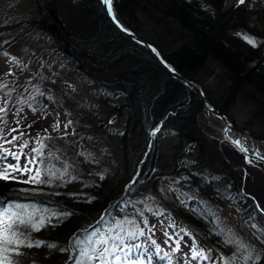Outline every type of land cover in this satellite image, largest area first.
Returning a JSON list of instances; mask_svg holds the SVG:
<instances>
[{
    "label": "rangeland",
    "instance_id": "obj_1",
    "mask_svg": "<svg viewBox=\"0 0 264 264\" xmlns=\"http://www.w3.org/2000/svg\"><path fill=\"white\" fill-rule=\"evenodd\" d=\"M224 1L229 15L239 6L251 7L244 17L249 29L243 35L245 40L253 41L252 44L258 47L264 39V0H244L242 4L238 0ZM112 2L115 9L123 0ZM49 9L59 17L57 22L51 16V30L39 22ZM96 15L97 8L78 0H0V83L7 85L0 88V99L8 101L7 123L0 128L6 135L11 129H17L7 135V139L23 133L22 139L29 141L25 153L37 146V140H43L45 156L49 152L55 153L70 165L62 180L43 183L48 190L57 185H67L70 189L74 186L77 189L105 187L112 197L122 191L123 195L129 185L127 190L132 193L124 207L118 208L115 215L98 229L106 230L113 218L133 221L131 225L125 224V229H144V236L135 243L149 249L156 264L169 262L163 253H169L174 264H185L184 254L190 259L196 234L202 240L201 244L197 243L199 247L214 251L215 264H220L217 258L221 255L227 258L236 254L234 246L225 244L223 249L216 239L209 237L208 231L219 235L221 241L224 239L218 231V223L231 229L235 237L252 250L253 258L246 262L240 259L239 264H256L255 258L260 260L259 264H264V259L260 258L264 254V164L252 160L249 163V159L232 144L219 143L213 136H220L222 124L200 110L197 123L201 130L185 133L182 122L174 120L170 123L164 119L160 132L153 134L162 117L173 115L166 108L167 96L158 89H149L148 82H140L139 85L147 83L140 87L142 92L128 85L130 96L122 95L117 82L124 70L132 69L129 64L100 69L96 73L83 71L79 63L84 61L78 53L72 52L68 56L58 48L55 34L60 31L71 43L69 35H77L76 40H89L98 35ZM157 17L140 14L131 22L139 27L144 38L161 42L162 39L156 37L159 30ZM256 64L252 62L249 66ZM205 67L191 79L203 87L213 104L238 128L264 139L263 95L249 85L242 90L237 88L212 61ZM212 68H215L214 74H211ZM153 84L161 87V81ZM9 92L10 95H6ZM140 96L144 102L135 110L130 108V102ZM21 98H28L36 110L27 104H18ZM229 98H233L232 102ZM18 108L23 110L16 115ZM69 120L72 124L65 130L64 125ZM57 121L58 129L53 127ZM30 122L35 125L32 130L21 129ZM65 131L69 135L64 136ZM47 136L51 139H43ZM261 150L264 151V147ZM152 151L156 152V159L150 169L144 170L143 163L142 169L138 170L140 156L144 154L146 160ZM14 162L9 158L8 163ZM52 163L58 169L63 167L55 160ZM20 164L23 167V157ZM104 180L109 183L108 188ZM31 202L39 204L35 206L37 208L46 209L44 215L56 213L42 207L45 203L41 199ZM189 212L195 216L193 221L187 218L191 216ZM173 224L175 227H171ZM177 239L181 250L173 252ZM157 247L161 249L160 255L155 254ZM141 259L146 260V257ZM191 264L205 262L193 261Z\"/></svg>",
    "mask_w": 264,
    "mask_h": 264
},
{
    "label": "trees",
    "instance_id": "obj_2",
    "mask_svg": "<svg viewBox=\"0 0 264 264\" xmlns=\"http://www.w3.org/2000/svg\"><path fill=\"white\" fill-rule=\"evenodd\" d=\"M78 2L91 4L98 9V15L95 16L98 24V35L89 40L78 38L76 40L77 35H69L72 40L71 43L62 37L60 31L55 34L58 48L67 53L68 56L73 54L72 52L78 53L80 60L84 61L82 64L79 63L83 71L96 73L100 69L108 70L119 65L122 66V64H129L132 69L124 70V74L120 76V83L117 82L122 88V95L130 96L131 92L127 87L128 85L140 89V87L143 88L147 85V83L139 85L140 82H148L149 89L150 87L158 89L163 96H167L166 108L173 112V115H165L161 120L168 119L166 122L170 123L179 120L185 125V133L198 130L195 117L200 110L201 102L195 94L156 64L144 47L119 32L106 17L100 0H78ZM250 9L251 7L247 8L244 5L239 6L229 15L224 0H123V3H119L114 11L121 21L143 37L142 32L138 30L139 27L134 25L131 20L133 21L134 17L140 14L155 19L159 15L157 17L159 30L156 37L162 41L146 39L155 44L177 70L187 77L193 78L201 69L206 68L205 66L209 61H212L219 68H222L237 88L242 90L244 86L249 85L262 94L264 103V39L257 47L245 40L243 35V32L249 29L244 17ZM50 18L51 14L47 11L42 15L39 22L44 28L51 30ZM84 41L86 42L82 43ZM163 48H167V50ZM252 62H257V64L250 67ZM214 72L215 68H212L211 74ZM155 81H161L160 88L153 84ZM168 88L170 91H167ZM228 100L232 102L233 98ZM141 102H144L142 96L133 103L130 102V108L132 106L135 110ZM161 120L156 124L160 123ZM34 127L35 125L30 122L21 129L28 131ZM155 153L153 151L149 153L146 160L143 159L145 155L141 153L142 157L140 156L138 162L139 164L144 163V170L150 169L152 166L154 159H156ZM25 177L27 176L18 174L17 180H0V195L5 196L8 192L41 195L57 203L54 205L45 203V205L39 202L42 207L56 211L57 214L71 212L73 215L55 216L51 221H46V226L39 231L29 229L31 231L29 232L22 229L28 231L33 239L55 243L58 247L49 248L47 245L31 248L22 247L20 251L23 255L13 256V259L18 260L19 264H74L76 256L71 250L72 242L78 238L86 239L92 230H97L100 225L108 222V219L115 215L118 208L124 207V203L132 193V191L127 190L123 195L122 191L111 197L105 187L101 189L95 187L77 189L74 185L72 189L68 188L67 185H57L48 190L44 184L23 183L22 181L27 179ZM108 184L104 180V185L107 188L109 187ZM205 184L211 187L209 184ZM94 191H98V193H94ZM11 201L39 206L36 202L20 198H14ZM181 212L185 211L181 210ZM189 213L191 216L188 215L187 218L193 221L195 216L191 212ZM102 217L103 219H101ZM98 221L100 222L98 223ZM197 223L199 222L197 221ZM208 235L210 238L212 236V240L216 239L222 248L226 247L223 240L221 241L220 236L215 232L208 231ZM193 239L196 243L200 242L201 244L202 242L197 234ZM60 248L69 250L61 251ZM211 256L213 261L215 253L212 250ZM142 257L145 256L140 258ZM260 258L263 260L264 254ZM172 261L174 262L173 258ZM173 262L172 264H174ZM254 262L259 264L260 260L255 258ZM150 263L156 264L152 259ZM208 264H212V262H208Z\"/></svg>",
    "mask_w": 264,
    "mask_h": 264
},
{
    "label": "snow or ice",
    "instance_id": "obj_3",
    "mask_svg": "<svg viewBox=\"0 0 264 264\" xmlns=\"http://www.w3.org/2000/svg\"><path fill=\"white\" fill-rule=\"evenodd\" d=\"M103 4L107 7L108 12L112 15L113 20H116L115 13L112 8V0H102ZM240 4L244 3V0H238ZM119 25V21H116ZM122 27V26H121ZM127 31V29H124ZM254 43L253 41H249ZM7 55V53H5ZM7 85L0 83V88H6ZM6 95H10L6 93ZM43 95V93H41ZM31 99H35L32 97ZM18 104H27L33 111L36 109L28 98H21L17 101ZM8 101L6 99H0V125L6 124L5 119L8 113ZM22 108H18L16 115L22 111ZM19 123V122H17ZM72 124L69 120L64 128L67 130L68 126ZM54 128L60 127L59 122L53 125ZM17 129L13 128L7 135H11L12 132H16ZM158 131V130H157ZM7 135L4 133L3 128H0V180L7 181L17 180L18 175H27V179L22 181L23 183H51L53 179H63L64 175L69 172L70 165L66 161H61L59 156L55 153L49 152L45 156L44 149L45 144L43 140H37L36 145L31 148V151L25 153L24 149L28 146L29 141L23 140V133L18 136L13 135L11 139H7ZM68 133L65 131L64 136ZM45 140H50L51 137H44ZM21 140L20 144L16 142ZM236 145H240L241 141H233ZM6 145L12 146L7 147ZM241 151L247 154L246 148H241ZM24 158L23 167H21V158ZM11 158L14 163H8ZM264 159V157H260ZM55 160L56 163L62 164V168H57L56 164L52 163ZM251 163V160H248ZM259 207V205H257ZM149 211L152 209L149 208ZM46 209L37 208L32 204L16 203L7 199H0V264H19V261L13 259V256L19 257L23 255L20 251L22 247H40L47 245L49 248H57L55 243H49L47 241L33 239L26 229L33 231H39L46 226V221H51L54 216L60 215H73L71 212L63 213H50L44 215ZM143 215V213H141ZM103 219V217L101 218ZM100 221H98L99 223ZM133 221L128 219L113 220L109 223L106 230H94L87 235L86 239H76L72 242V251L75 253L74 264H146L145 259H141V256H145L148 264L152 259L150 250L145 248L142 244L135 243L140 237L144 236V229L138 228L133 231L131 228L125 229V224H133ZM147 224V220L144 221ZM175 227V225H171ZM219 233L224 237L223 243L232 245L236 249V254L225 258L219 256L217 260L220 264H239V260L248 261L252 259L251 249L248 245L238 240L231 229L224 228L217 224ZM25 229V230H22ZM86 231V230H85ZM187 232L188 235H192L187 229H182ZM61 251H68L69 249L60 248ZM180 240H176V245L173 248V252H179ZM191 257L189 259L188 254H184L185 264H191L193 261H202L205 264L212 262L211 250H205L199 247L193 239V244L190 249ZM247 252V255H244ZM161 249L156 248L155 254L160 255ZM163 256L169 260V264H172V258L169 253H163ZM135 257V258H134Z\"/></svg>",
    "mask_w": 264,
    "mask_h": 264
},
{
    "label": "water",
    "instance_id": "obj_4",
    "mask_svg": "<svg viewBox=\"0 0 264 264\" xmlns=\"http://www.w3.org/2000/svg\"><path fill=\"white\" fill-rule=\"evenodd\" d=\"M104 12L109 20V22L123 35H125L127 38L135 42L136 44L146 48L149 53L151 54L153 60L164 70L168 72V74L178 82L185 85L189 90H191L201 101V112L200 113H206L208 116L215 118L216 120L220 121L223 125V127L220 129L222 138L216 137L217 140L220 142L222 140H226L229 143L233 144L240 152L241 148H246L247 154L244 152L243 155L247 158H250L253 161L259 162L264 164V159H260V157H264L263 154H261L260 146L264 147V139L257 138L253 136L250 132L246 130L239 129L228 117L226 114L222 113L206 96L203 88L201 85L195 81L192 80L185 75H183L181 72H179L165 57L164 55L159 51V49L152 44L151 42L147 41L143 37H141L139 34H137L133 29H131L129 26L121 22L117 16L116 20L114 21L112 18V15L108 12L107 7L103 4L101 0ZM113 8V6H112ZM114 11V10H113ZM53 17L59 21V17L54 12H51ZM116 21H119V25L116 23ZM122 26V27H121ZM124 29H127V31H124ZM240 140L241 144L238 146L233 141ZM248 144V145H247ZM14 196H17L23 200H37L41 199L42 201L46 203H54L48 200L47 198H43L41 196H35L30 194H23V193H15V194H9L5 199H10Z\"/></svg>",
    "mask_w": 264,
    "mask_h": 264
}]
</instances>
